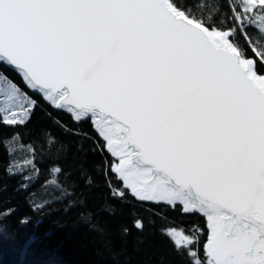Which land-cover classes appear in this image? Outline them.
Wrapping results in <instances>:
<instances>
[{"label": "snow or ice", "instance_id": "1", "mask_svg": "<svg viewBox=\"0 0 264 264\" xmlns=\"http://www.w3.org/2000/svg\"><path fill=\"white\" fill-rule=\"evenodd\" d=\"M206 6L0 0V66L53 109L93 121L127 194L206 218L203 258L199 228L163 232L188 264H264V0H230L231 16ZM0 97L5 125L38 104L2 71Z\"/></svg>", "mask_w": 264, "mask_h": 264}, {"label": "trees", "instance_id": "2", "mask_svg": "<svg viewBox=\"0 0 264 264\" xmlns=\"http://www.w3.org/2000/svg\"><path fill=\"white\" fill-rule=\"evenodd\" d=\"M196 2L180 0L185 7ZM200 2L207 5L205 12L215 4L221 14L232 15L230 0ZM244 28L253 40L259 36L257 21ZM237 40L248 47L243 34ZM0 71L38 101L25 124L0 122V264H188L163 234L168 228L189 235L199 228L203 258L208 234L203 217L127 194L112 171L116 161L89 121L77 123L55 111L15 72L6 66ZM258 72L264 74V67ZM117 190L126 195H114ZM26 238L32 244L22 245Z\"/></svg>", "mask_w": 264, "mask_h": 264}, {"label": "water", "instance_id": "3", "mask_svg": "<svg viewBox=\"0 0 264 264\" xmlns=\"http://www.w3.org/2000/svg\"><path fill=\"white\" fill-rule=\"evenodd\" d=\"M8 69H10V70H12L13 72H15L14 70H13V68L12 67H9V66H6ZM16 73V72H15ZM16 75L21 79V77L16 73ZM21 81H22V83H23V85L26 87V85H25V83H24V81L21 79ZM31 93H33L28 87H26ZM33 94H35V93H33ZM38 96V95H37ZM40 97V96H39ZM44 101V100H43ZM47 104V103H46ZM48 105V104H47ZM52 108V107H51ZM53 109V108H52ZM55 110V109H54ZM55 111H58V112H63V113H65L66 115H68V116H70L71 118H72V116L69 114V113H67L66 111H60V110H55ZM73 119V118H72ZM74 120V119H73ZM75 121V120H74ZM87 121H89L90 123H91V125H92V127H93V130L97 133V130H96V128H95V126H94V124H93V121L89 118V119H86V120H83V121H81V122H87ZM76 122V121H75ZM77 123H79V122H77ZM98 134V133H97ZM100 137V136H99ZM100 139L103 141V142H105L101 137H100ZM105 145H106V142H105ZM106 151L112 156V154H111V152L109 151V149L106 147ZM112 158L116 161V158H114L113 156H112ZM114 175L117 177V174H115L114 173ZM119 180V179H118ZM120 182H122L121 180H119ZM122 184H123V182H122ZM127 190V189H126ZM128 191V190H127ZM132 196V195H131ZM133 197V196H132ZM135 198V197H134ZM136 199V198H135ZM137 200V199H136ZM137 201H139V200H137ZM139 202H141V203H145V204H153V205H165V206H169V205H167V204H164V203H155V202H149V201H139ZM176 206H180L179 204H177ZM169 207H172V206H169ZM181 207V206H180ZM182 208V207H181ZM185 213V212H184ZM186 214H193V213H186ZM198 214V213H197ZM198 215H200V214H198ZM201 217H203L204 219H205V221H206V218L204 217V216H202V215H200ZM207 225V224H206ZM208 230V229H207Z\"/></svg>", "mask_w": 264, "mask_h": 264}, {"label": "rangeland", "instance_id": "4", "mask_svg": "<svg viewBox=\"0 0 264 264\" xmlns=\"http://www.w3.org/2000/svg\"><path fill=\"white\" fill-rule=\"evenodd\" d=\"M250 15H252V16H253V15H255V13H253V14H250ZM257 23H258V22H257ZM0 99H2V97H0Z\"/></svg>", "mask_w": 264, "mask_h": 264}]
</instances>
